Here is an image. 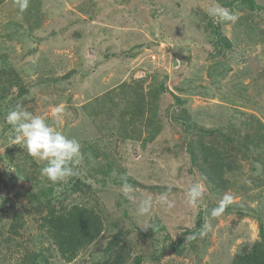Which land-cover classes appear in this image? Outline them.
I'll return each instance as SVG.
<instances>
[{
  "label": "rangeland",
  "instance_id": "rangeland-1",
  "mask_svg": "<svg viewBox=\"0 0 264 264\" xmlns=\"http://www.w3.org/2000/svg\"><path fill=\"white\" fill-rule=\"evenodd\" d=\"M218 2L235 23L209 14L213 0H30L23 13L2 1L0 264H231L261 239L264 0ZM17 105L80 143L76 175L52 182L11 143ZM166 190L172 208L157 203ZM225 195L232 203L211 216ZM148 196L151 218L138 211ZM77 204L103 230L67 263L37 220Z\"/></svg>",
  "mask_w": 264,
  "mask_h": 264
},
{
  "label": "clouds",
  "instance_id": "clouds-1",
  "mask_svg": "<svg viewBox=\"0 0 264 264\" xmlns=\"http://www.w3.org/2000/svg\"><path fill=\"white\" fill-rule=\"evenodd\" d=\"M15 3L20 13H23L28 9L30 0H15ZM209 14L218 22L235 23L238 19L237 15L229 8L222 6L218 0H213L209 7ZM63 112V106H57L54 109L56 116ZM6 123L11 126L13 133L10 138L11 143L22 145L30 157L44 162V166L40 169L41 175L52 182H57L77 174L74 165L79 163L82 153L81 145L76 139L68 138L61 131L52 127L45 117L34 115L22 105H17L7 113ZM169 191L160 193L157 203L172 208L174 203L169 199ZM203 191L201 183L192 184L187 190L186 202L190 206L197 207L202 199ZM121 192L126 198L135 199V188L128 183L126 177L123 179ZM232 200L231 195H225L219 205L211 210V216L217 217L223 214ZM152 207V197L144 198L139 202V214L151 218ZM144 227L147 229L150 225L146 224ZM209 227V225H204L199 235L205 236ZM191 238L195 239V235Z\"/></svg>",
  "mask_w": 264,
  "mask_h": 264
},
{
  "label": "trees",
  "instance_id": "trees-1",
  "mask_svg": "<svg viewBox=\"0 0 264 264\" xmlns=\"http://www.w3.org/2000/svg\"><path fill=\"white\" fill-rule=\"evenodd\" d=\"M2 1L0 0V4ZM218 40L222 43L223 38L218 37ZM10 221L8 228L11 233H16L21 223L14 212ZM37 222V229L48 236L60 258L67 263L72 262L84 248L90 246L103 230L98 215L80 204L63 212L49 210ZM260 237L261 239L252 245L244 246L243 250L233 257L231 264H264V234L261 230Z\"/></svg>",
  "mask_w": 264,
  "mask_h": 264
}]
</instances>
